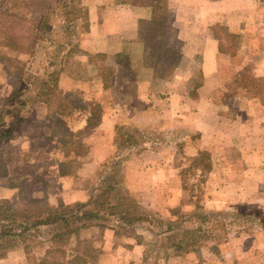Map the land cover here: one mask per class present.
Listing matches in <instances>:
<instances>
[{
    "label": "rangeland",
    "instance_id": "obj_1",
    "mask_svg": "<svg viewBox=\"0 0 264 264\" xmlns=\"http://www.w3.org/2000/svg\"><path fill=\"white\" fill-rule=\"evenodd\" d=\"M109 1L126 3L131 0H0V53L13 59L8 68L12 73L9 77L5 67L0 63V124L3 122V113H6L8 109L11 111V120H14L26 108L24 107L27 106L26 102L35 98L44 99L42 90L45 87L42 82L56 80L60 65L65 66L68 73L83 80L89 87L86 88L88 89L86 92L81 93L82 95L74 93L70 98L78 103L80 111L86 108L91 111L97 110L96 108L100 107L99 102L110 99L108 94L99 93L93 83L102 80L105 85L112 84L115 78L114 70L118 65L117 58L102 53L85 55L79 48L80 40L89 30L90 5L94 3L103 5ZM155 1L157 5L152 3L153 0H149L148 5L154 4L157 7L154 15L160 16L156 17L155 23L149 24L147 21L140 23V31L144 34V39L149 41V46L153 48L150 52V60L146 59V63L153 65L155 60L166 57L167 62L165 60L159 63V70L164 73L174 64L176 67L170 70V76L161 79L164 81L160 82L158 90L165 94L174 90V95L182 92L185 95L190 93L193 98H196L197 90L203 81L202 72L196 64L190 65L189 60L180 66L182 42L173 38L174 31L171 30L166 18L168 13L164 8L166 0ZM254 1L253 10L246 5L237 8L231 1L232 13L248 11L244 13L246 16L249 15L247 16L250 24L248 28L233 30L219 25L215 30V35L220 42V51L231 56L237 54V58L227 62L231 71L226 74L228 78L224 77V87L229 85L233 87L222 89L219 97L223 100L230 96L229 100L234 101L233 96L241 91L242 84L245 85L244 77H247V84L250 87L258 84L257 87L249 89L247 94L251 92L252 96L256 94L262 96L264 77L261 74L263 66L261 53L264 48L262 37L264 35V0ZM253 34L254 36L251 37ZM245 45H249L248 50L244 47ZM166 50L177 53L178 57L181 55L180 59L178 57L176 59V56L171 53H166ZM246 50L250 56L249 60L247 55L239 54V51ZM169 63H172L171 67ZM20 65L26 68L27 74L22 81L14 74ZM238 68H244V70L241 72L237 70ZM88 81L93 83L89 84ZM11 89L14 91L13 97L17 100L7 101L9 102L7 103L6 95L12 93ZM244 90L242 88L245 94ZM117 94L120 93L113 92L115 99ZM257 99L259 100L253 102L254 106L251 105L253 108L250 110L243 108V104L237 103V108L233 104L219 105L216 108L217 111L224 113L223 130L226 128L228 132L226 135L225 131L222 132L225 138L223 141L218 139V143L227 145L223 147L227 149L224 153L227 157L233 153L228 151L232 149V146L248 144L250 139L256 140L263 137L264 112L261 108L263 105L262 99L259 97ZM94 102H97V105L91 104ZM21 103L25 104L20 105ZM54 103L56 108L58 104L56 101ZM160 107L161 109H158L157 106L158 112L169 108L166 105ZM238 111V115L233 114ZM101 112L100 107L99 113ZM49 120L54 122V130L62 146L54 150L53 158L60 166L50 169L49 166L53 161L48 158L38 163L37 168L32 165L25 167L24 169L29 173H34L40 168V177L30 175L26 184L18 185L21 190L20 200L14 205L11 204L14 211L18 213L26 209L41 211L42 207L46 206L42 203H31L33 199H42L51 205L49 195L57 194L62 185L59 175L66 172L70 181L69 187L80 188L85 192H82L83 195H91L90 198L86 196L87 199L85 198L84 202L71 203L70 200L66 204L67 214L70 217H76L73 215H77L76 211L79 207L82 208L80 211L83 214L90 216L91 220L85 216L82 221L81 218L75 219L72 221L74 226L88 224L97 229L95 230L97 231L96 243L92 244L93 246L88 245L79 234L83 241L81 253L84 249H90L99 258L100 253L97 248L100 243L104 246L105 230L110 228L111 234H115L116 238L122 240L125 245L126 243L145 245L143 261L139 264H167L166 255L175 257L177 262L190 255L194 259V263L190 264L206 262L213 264L207 261L210 254L219 258L215 262L223 259L221 262L225 264H264L263 202L254 203L249 209L246 206L232 207L230 204L214 206L216 205L214 195H219L221 187L228 185L217 184L209 178L212 175L210 172L213 170L214 160L209 152L196 149L198 146L195 143L200 135L192 134L189 124V131H184L186 126L183 121L174 120L170 133L163 127L155 130L156 128H153L150 122L138 131H133L127 125L122 129L118 126L121 130H117L116 138L120 154L110 161L100 162L95 170H84L85 164L92 159V141L87 142L86 139L88 133H83L78 139L73 138V141L82 139L81 146L66 144L64 141L72 138L62 132V127L58 126L61 118L51 114ZM161 122L166 123V120ZM230 124H235L234 128H231ZM0 129L2 138L7 134V129ZM245 133L249 135L248 140L242 138ZM205 141L209 140L205 138ZM196 153L198 155L194 156ZM3 156L4 154H0V175L6 172ZM197 159L201 160L205 169L195 166ZM160 165L163 167L160 168ZM41 166H44V169H41ZM167 166L169 173L166 172ZM36 180L39 181L36 182ZM209 180L212 182L210 183ZM216 187H218L217 191H215ZM171 191L174 195H182L180 204L178 203V207L174 209H171L172 203L167 200V195H170ZM58 204L51 206L56 208ZM197 205L200 210H196ZM177 209L179 213L174 216L173 211ZM10 223L12 222L5 225L12 228L14 232L11 236L0 237L3 238L0 239V259L7 258L9 253L19 249L24 254L21 257H26V264L43 263L48 251L55 252V249H61L66 251L65 261H67L73 258L72 250H79L74 240L66 246H57L52 241L53 245L47 251L40 246L41 243L50 242L56 232L65 231L67 227L64 224L48 228L42 225L36 228L32 221L29 225L20 228L21 222ZM101 225L106 228L98 229ZM1 231L3 230L0 227V235ZM110 232L107 234L110 235ZM176 245H181L180 249H177ZM214 248L219 251H214ZM242 249L243 255L250 256L249 259L242 255ZM197 251L200 252L197 253Z\"/></svg>",
    "mask_w": 264,
    "mask_h": 264
},
{
    "label": "crops",
    "instance_id": "obj_2",
    "mask_svg": "<svg viewBox=\"0 0 264 264\" xmlns=\"http://www.w3.org/2000/svg\"><path fill=\"white\" fill-rule=\"evenodd\" d=\"M231 1L237 8L243 5L250 7L251 10L255 8L254 0H166L164 5L165 11L168 13L166 18L175 34L172 33L173 38L182 42V63L180 66L189 60L190 65L196 64L202 72L203 81L197 90L196 98H193L190 93L185 95L183 92L174 95V90L167 94L161 93L158 88L160 82L164 80L157 79L153 65L146 63V40L140 31V23L144 21L149 24L155 23L156 17L160 16L154 15L157 9L154 4L157 5V1L153 0V5L151 3L148 5L149 0H131L126 3L109 1L103 5L101 3L91 4L88 9L89 30L80 40L79 48L85 55L102 53L117 58L118 65L114 70L115 78L110 86L105 85L102 80L95 81L96 83L88 81L89 84L93 83V86L98 88L99 93L108 94L110 99L99 102L102 112L97 118L93 116L91 110H78L70 117L63 116L58 111L54 113L43 98H35L26 102L27 106H24L26 108L14 120H11L10 109L3 113V122L0 124V128L7 129V134L0 137V154H4L2 160L6 172L0 175V200H7L14 205L20 200L21 190L18 185L26 184L30 175L40 177V168L34 173H29L24 169L28 165L37 168L38 163H42L48 158L53 161L49 166L50 169L59 165L53 159L54 150L60 149L62 146L54 130V122L49 120L52 114L54 117L61 118L58 126H63L70 133H88L86 139L87 142L88 140L92 141V159L85 164L84 170H95L100 162L110 161L120 154L116 137L117 130L120 131L123 126L127 125L133 131H138L151 123L152 127L156 128L155 130L163 127L170 133L173 129V121L181 119L184 126L188 127L189 124L192 134L200 135L195 143L198 146L196 149L209 152L214 160V167L210 172L212 175L209 178L217 184L228 185L224 188L221 187L219 195H214V202H216L214 206L230 204L232 207L246 206L249 209L258 201L263 202L264 205V134L262 138L250 139L248 144L232 146V149H228V151L235 154L232 153L230 157L224 155L227 149L223 147L227 145L218 143V139L223 141L224 133L226 135L228 132L226 128L223 130L224 113L217 111L216 108L219 105L233 104L236 107L237 103L238 105L243 104V108L250 110L254 106L253 102H257L259 100L257 97H259L262 99L263 106L261 108L264 112V88L262 96L259 94L252 96L251 92L247 94L249 89L258 85L250 87L247 84V77L243 79L245 85L242 84V88L246 91L245 94L241 88V91L233 96V102L229 100L230 96H228L229 98L225 97L224 100L219 97L222 89L233 87L232 85L224 87V77L228 78L226 74L231 71L227 62L237 58V54L231 56L220 51V42L215 35L216 27L221 25L233 30H242L250 25L247 18L249 15H244L248 11L232 13L230 11ZM253 36L254 34L251 37ZM262 37L264 38V35ZM244 47L249 49V45ZM247 50L239 51V54L247 55V60H249L250 56ZM261 55H263L261 74L264 77V48ZM59 67L60 70L57 79H55L61 92L73 95L88 90L86 88L89 87L83 80L68 73L65 66L60 65ZM237 70L242 72L244 68ZM11 90L12 93L6 95V102L17 100L12 95L13 89ZM113 92L120 93L117 94V99L113 97ZM96 103L91 104L95 106ZM22 104L25 103L20 105ZM163 105L169 108L159 110L160 113L162 112L159 114L157 106L158 109H161L160 106ZM233 114L238 115L239 111L233 112ZM98 118V125L88 128L89 120ZM161 120H166V123ZM169 122L171 123L169 124ZM171 124L173 125L171 126ZM235 124H230L231 128H234ZM118 126H121V129ZM186 127L182 129L189 131V127L188 129ZM242 136L243 139L248 140V133ZM205 138L209 141L206 142ZM196 155L198 153L194 154V156ZM161 167L163 166L160 165ZM41 169H44V166H41ZM166 172L169 173L168 166ZM59 177L62 185L56 195H49V202L52 206H56L59 201L68 204L70 200L71 203H79L84 202L85 198L87 199L88 195H83L85 192L82 189L69 187L68 176L60 174ZM88 197L90 198L91 195ZM181 199L182 195H174L172 191L170 195H167V200L172 203L171 209L178 207ZM98 229L100 228L98 227ZM95 230L97 229L91 226L80 231L81 238L86 240L88 245L96 243L97 231ZM105 231L104 246L101 243L98 248L94 245L95 249H99L100 254L97 262L92 264L142 263L145 245L130 244V246L128 243L125 245L122 240L116 238L115 234H111L110 228ZM107 232H110V235ZM52 245V240L40 244L45 251L49 250ZM262 247L264 248V241ZM241 252L243 255V249ZM22 254L19 249L13 251L8 254L7 258L0 259V264H26V257H21ZM221 254L223 255V253ZM243 256L247 259L250 258L248 255ZM216 259L219 258L210 254L207 261L213 264H225V262H221L223 259L215 262ZM176 260L171 256L167 259V264L194 263V259L190 255L182 258L180 262Z\"/></svg>",
    "mask_w": 264,
    "mask_h": 264
},
{
    "label": "trees",
    "instance_id": "obj_3",
    "mask_svg": "<svg viewBox=\"0 0 264 264\" xmlns=\"http://www.w3.org/2000/svg\"><path fill=\"white\" fill-rule=\"evenodd\" d=\"M43 27V26H42ZM146 44V54H145V58L147 60H150V56H151V51H152V46H149V41H145ZM166 53H171V55H175L176 59H180V56L178 57L177 53L171 52L169 50H166ZM178 57V58H177ZM166 57L163 58L162 60H155L153 67H154V71H155V77L158 79H162L164 77H168L171 74V69H175V64L174 66L167 72H161L159 70V63L161 61H165ZM13 59L7 55H2L0 53V63H2V65L5 67V71L7 74V77L11 76L12 73L11 71L8 69L9 66L12 64ZM16 63L19 64L18 61L15 60ZM167 62V60H166ZM169 67L172 66V63L168 64ZM19 79L20 81L25 80V76H27L26 74V68L22 65H20L17 69V71L14 73ZM53 78L51 77V80ZM39 81V80H37ZM44 82V81H43ZM42 84L44 85V89L42 90V94L44 96V102L49 106L50 110H52L54 108V113H57V111L59 113H61L63 116L66 117H70L72 116L75 112H77L80 108L78 107V103L75 101H72L70 98L73 95H66L63 92H61L59 86L56 83V80H52L51 82H44ZM58 98V99H56ZM56 101V103L58 104L57 107L55 108L54 105V101ZM56 106V105H55ZM82 109V108H81ZM97 110L92 109L91 112H93V116H95L97 118L98 115H100L99 110L100 107L96 108ZM87 110V108L85 109ZM84 111V110H83ZM99 122V118L98 119H93V120H89V124H88V128H92L93 126H97ZM62 127V132H64L68 137L70 136L69 141H64L66 144L67 143H71L74 144L75 146L79 145L81 146L83 144V140L81 139L80 141H73V138H79L81 137V135L83 134V132L81 133H70L68 131V129H64L63 126ZM93 127V128H94ZM77 150L75 149V152ZM202 157H200L201 159ZM203 159V158H202ZM195 166L196 167H200L202 169L204 168V164L201 163V160H196L195 161ZM63 175L67 176L68 173H63ZM33 204H39L42 203L44 205H46L45 207H42L41 211H33L30 209H26L20 213L14 211L11 203L7 200H2L0 201V227H1V235L0 237H8L11 236L14 232V230L12 228H10L9 226L5 225L9 222H12L10 224H17L18 222H21V224L19 225L20 228H22L23 226H27L29 225L32 221H34V226L36 228H39L42 225L45 226H58L59 224H64L67 229L65 231H61V232H56L54 234V236L52 237V241L57 245H62V246H66L68 243H70V241H75L78 245L79 250H72L73 255H72V259L70 260H66V251L61 250V249H55V252H51L48 251L47 256H46V260L43 263H36V264H92L97 262L98 257L95 255L94 251H91L90 249H84V252L81 253L82 251V245H83V241L80 239L79 234L80 231L82 229L91 227V225L88 224H81L78 226H74L72 224V221H74L75 219H80L82 221V218H84L83 216H85L86 218L90 219V216L83 214L82 211H80L82 208H77L79 209L78 211H76L77 215H73L76 216L74 218H72V216L70 217V215L67 214V208L68 206L62 202L59 201L58 206L52 207L51 205H49V203L45 202L42 199H33V201L31 202ZM199 205H197L196 210H200V208L198 207ZM173 215L176 216L177 213H179L178 209L173 211ZM92 216V215H91ZM100 230H104L106 227L104 226H100L99 227ZM25 231H28V229H25ZM118 235H120V233H117ZM3 239V238H0ZM181 245H176L177 249H180ZM61 248V247H60ZM88 248V247H87ZM81 250V251H80ZM214 251L218 252L219 250L214 248ZM200 251H197V253H199ZM58 256V257H57ZM171 255H166V259H168Z\"/></svg>",
    "mask_w": 264,
    "mask_h": 264
}]
</instances>
